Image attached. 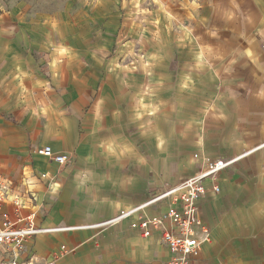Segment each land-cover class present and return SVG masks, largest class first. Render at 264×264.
<instances>
[{"label": "crops", "instance_id": "0c3cea01", "mask_svg": "<svg viewBox=\"0 0 264 264\" xmlns=\"http://www.w3.org/2000/svg\"><path fill=\"white\" fill-rule=\"evenodd\" d=\"M82 1V42L67 0L55 43L50 13L0 0V176L49 230L19 264H167L161 234L132 225L236 158L197 203L211 242L195 263L264 264V0Z\"/></svg>", "mask_w": 264, "mask_h": 264}, {"label": "built area", "instance_id": "2783aa9c", "mask_svg": "<svg viewBox=\"0 0 264 264\" xmlns=\"http://www.w3.org/2000/svg\"><path fill=\"white\" fill-rule=\"evenodd\" d=\"M39 154L61 166L68 161L67 156L56 155L50 147L40 150ZM198 157L195 155V158ZM238 159L206 161L198 174L158 198H173V206L167 212L141 219L132 225V228L139 230L145 238L154 232L161 234L163 243L171 253L167 264H196L195 258L200 253L201 246L211 242V230L201 219L197 203L207 193L205 184L208 180L213 183V191L220 193L217 184L220 175ZM31 200L32 197L28 200L23 198L0 176V256L3 250L10 254V259L0 261V264H19V258L27 243L38 234L49 231L37 226L35 214H24ZM7 205L13 207V214L6 211ZM129 215L131 213L123 214L118 220ZM60 257H55L48 264H58Z\"/></svg>", "mask_w": 264, "mask_h": 264}, {"label": "rangeland", "instance_id": "374dc122", "mask_svg": "<svg viewBox=\"0 0 264 264\" xmlns=\"http://www.w3.org/2000/svg\"><path fill=\"white\" fill-rule=\"evenodd\" d=\"M32 3V11L36 13L47 12L50 13L54 19L52 21V29L55 34V43H61V36L63 32V12H68L67 9V0H30ZM83 10H91V2L84 4L82 0H71L70 5V28L72 31L71 42L78 43L82 42V32L81 36H78L79 33L74 35L75 30H82V12ZM109 21L103 22L101 28L103 32L110 28ZM138 53V52H137ZM136 53V54H137Z\"/></svg>", "mask_w": 264, "mask_h": 264}]
</instances>
